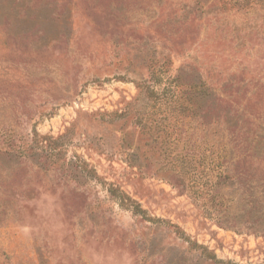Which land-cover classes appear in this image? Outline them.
Returning a JSON list of instances; mask_svg holds the SVG:
<instances>
[{
	"label": "rangeland",
	"instance_id": "374dc122",
	"mask_svg": "<svg viewBox=\"0 0 264 264\" xmlns=\"http://www.w3.org/2000/svg\"><path fill=\"white\" fill-rule=\"evenodd\" d=\"M0 264H264V0H0Z\"/></svg>",
	"mask_w": 264,
	"mask_h": 264
}]
</instances>
